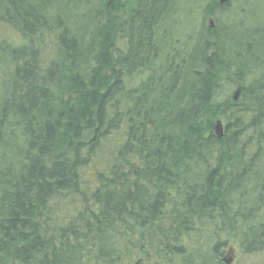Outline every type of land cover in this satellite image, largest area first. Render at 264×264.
Masks as SVG:
<instances>
[{
	"label": "trees",
	"instance_id": "trees-1",
	"mask_svg": "<svg viewBox=\"0 0 264 264\" xmlns=\"http://www.w3.org/2000/svg\"><path fill=\"white\" fill-rule=\"evenodd\" d=\"M180 2L0 0V264H264V0Z\"/></svg>",
	"mask_w": 264,
	"mask_h": 264
},
{
	"label": "rangeland",
	"instance_id": "rangeland-1",
	"mask_svg": "<svg viewBox=\"0 0 264 264\" xmlns=\"http://www.w3.org/2000/svg\"><path fill=\"white\" fill-rule=\"evenodd\" d=\"M180 13L176 16V26L172 27L171 30L172 35L176 37V35L180 32H187L191 30H197L201 25L204 24V26H208L211 24V19L208 17H205L203 15V6L202 5H194L196 3V0H180ZM250 2L251 5H255V3L258 0H246ZM236 5V4H235ZM167 30L170 31V29L167 27ZM6 36L9 39L15 38V33H10L8 31H5L3 34V37ZM56 36L57 32L50 31V32H44V36L41 39V36L39 34L35 38L34 47L35 48H41L47 46L45 51H50L49 49H52L54 47V44L56 42ZM40 37V38H38ZM17 40V38H15ZM19 39V38H18ZM40 43V45H39ZM144 74L135 75L131 79L128 80L130 85H135L139 80L144 78L146 76V73H149L148 71L141 72ZM241 239L238 237H229L228 245L224 249V252L221 255V258L224 260H229L228 264H263V257H259L256 259L248 258L246 256H243L241 253ZM128 250H130L128 252ZM133 253H135V250L133 249H127V253L125 254V258L131 256ZM124 257V256H123ZM126 259L124 261H126Z\"/></svg>",
	"mask_w": 264,
	"mask_h": 264
},
{
	"label": "water",
	"instance_id": "water-1",
	"mask_svg": "<svg viewBox=\"0 0 264 264\" xmlns=\"http://www.w3.org/2000/svg\"><path fill=\"white\" fill-rule=\"evenodd\" d=\"M228 0H219V3L220 4H224L226 3ZM217 131H221V126L218 125L217 128H216ZM226 261V260H225ZM226 263H229V260L226 261Z\"/></svg>",
	"mask_w": 264,
	"mask_h": 264
}]
</instances>
